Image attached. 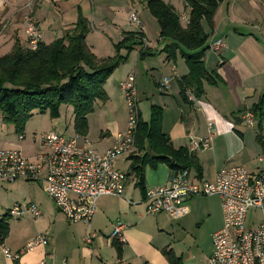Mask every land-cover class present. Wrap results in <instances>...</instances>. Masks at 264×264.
<instances>
[{
	"label": "crops",
	"instance_id": "crops-1",
	"mask_svg": "<svg viewBox=\"0 0 264 264\" xmlns=\"http://www.w3.org/2000/svg\"><path fill=\"white\" fill-rule=\"evenodd\" d=\"M162 1L172 5L178 14L187 11L185 0ZM78 9L89 21L90 31L86 43L98 58L112 56L114 52L105 55L96 53V47L90 39L101 43L95 35H91L93 33L112 45L121 41L124 32L130 31L142 32L144 45L152 50H161L167 43L159 38L158 23L148 12L143 0H0V56L12 49L15 39L27 46L24 33L26 14L35 18L41 31L40 41L49 43L73 26ZM130 12L137 14L140 25L129 21ZM202 25L208 33L202 60L208 70L217 71L221 81L215 86L204 83V94L189 105L182 100L178 86V80L187 73L184 58L177 55L175 60H171L166 53L161 52L140 60L139 47L134 48L127 60L106 80L104 88L108 100L95 102L102 132L99 140L93 143L98 152L111 146L116 134L125 129L126 120L118 122L117 118L107 120L105 117L113 111L114 99H122L119 96V83L128 73L134 74L136 88L142 83L144 75H150L154 80L158 93H152L148 88L146 92L149 93L151 105L163 109L162 130L174 148H187L188 135L198 134L196 122L199 121V115L215 124L223 123L224 118L231 115L239 122L243 112L258 102L264 87V0H223L214 13L212 29L209 30L205 22ZM216 40L223 41L224 47L213 51L210 45ZM121 52L124 54L125 51ZM164 78H168V87L163 89L160 82ZM141 92L145 93L144 90ZM63 106L60 107V115ZM139 112L141 119L148 121V118L142 117L140 109ZM71 114L73 128V112ZM43 115L49 116L48 113ZM92 115L87 116L89 129ZM22 134L21 140L17 134L9 135L1 144L16 146L24 152L23 155L32 157L39 151V146L34 147L29 142L31 132L28 124ZM201 153L195 151L193 154L202 168L201 177H204L205 165ZM119 161L127 162L129 166L128 157ZM128 166L124 171H127ZM190 169L196 174L192 167ZM170 171L163 163L155 169L147 167L145 187L168 184L171 180ZM131 178L127 176L123 197L107 195L98 198L90 224V229L97 232V236L91 244L84 241L86 225L68 222L50 198L33 200L41 216L37 219L29 215L17 218L16 224L9 221L8 236L0 243V264H39L41 260H45L46 264H60L63 259L67 264H168L162 251L172 247L167 243V232H164L157 218L162 214L150 216L145 212L143 195L135 187L134 178L130 182ZM116 221H121L125 226L120 259L109 242ZM38 233L46 235L47 245L23 252L16 261L3 254V248L19 252Z\"/></svg>",
	"mask_w": 264,
	"mask_h": 264
},
{
	"label": "built area",
	"instance_id": "built-area-1",
	"mask_svg": "<svg viewBox=\"0 0 264 264\" xmlns=\"http://www.w3.org/2000/svg\"><path fill=\"white\" fill-rule=\"evenodd\" d=\"M129 21L140 25L135 12H130ZM179 22L182 26L188 24V10L179 14ZM24 33L27 46L34 48L41 38V31L35 18L29 14L24 17ZM210 46L215 51L224 47V43L216 40ZM160 85L163 89L167 88L168 78H164ZM119 88L127 106V126L116 134L114 143L103 152H98L85 135L72 133L64 136L55 131L38 135L39 151L32 157H26L18 149L0 148V180L40 182L44 192L68 222L86 225L84 241L87 244H91L97 236V232L90 229V224L98 198L107 195L123 197L127 175L126 171L117 167L118 161L137 152L135 134L139 109L134 74L128 73L119 83ZM186 95L190 101L195 100L191 91ZM255 118L251 109L245 110L241 116L248 127L254 125ZM213 126L211 122L207 124V134L203 137L188 135L189 153L211 147L215 134ZM18 139H23L22 133ZM257 160L261 167L256 171L242 165L225 166L215 172L213 181L196 176L190 168L172 171L168 184L145 189V212L150 216L167 214L175 220L184 215L182 206L188 199L218 196L223 225L212 234L213 248L203 264H264V152ZM251 208L261 212V221L256 227L245 226L246 213ZM6 214L11 218L29 215L37 219L41 211L35 203L29 202L15 204ZM124 227L121 221L114 223L109 235L111 244L124 243ZM47 242L46 235L38 233L19 252L3 248V254L16 261L23 252L45 246ZM39 264L46 262L41 260ZM60 264H67V261L63 259Z\"/></svg>",
	"mask_w": 264,
	"mask_h": 264
},
{
	"label": "trees",
	"instance_id": "trees-1",
	"mask_svg": "<svg viewBox=\"0 0 264 264\" xmlns=\"http://www.w3.org/2000/svg\"><path fill=\"white\" fill-rule=\"evenodd\" d=\"M148 12L159 26V38L167 43L161 50H152L144 45L142 32H124L121 41L114 45L115 53L98 58L86 43L90 31L89 21L81 11L73 26L62 36L49 43L38 41L34 48L23 46L15 39L12 49L0 56V119L11 124L17 135L23 133L27 121L34 113L45 114L56 119L62 105L71 106L74 133L87 135V116L93 112L96 101L106 102L108 95L104 85L112 72L129 53L139 47L138 59L166 53L167 58H184L187 73L178 80L182 100L191 105L186 95L190 90L195 99L204 94V83L215 86L221 81L215 69L208 70L202 60L208 29H212L216 9L223 0H185L189 22L182 26L175 8L162 0H143ZM122 50L125 51L122 54ZM259 121L264 122V87L259 100L251 108ZM163 109L150 105L148 121L141 119L135 134L137 152L128 156L130 160L126 175L132 176L140 193L145 192V169H155L165 164L171 171L193 168L198 177L202 168L195 155L187 148H174L162 130ZM10 217H0V243L9 233ZM118 259L122 255V244L113 242ZM168 264H184L172 249L162 251Z\"/></svg>",
	"mask_w": 264,
	"mask_h": 264
},
{
	"label": "rangeland",
	"instance_id": "rangeland-1",
	"mask_svg": "<svg viewBox=\"0 0 264 264\" xmlns=\"http://www.w3.org/2000/svg\"><path fill=\"white\" fill-rule=\"evenodd\" d=\"M91 35H95L101 43L100 45L95 39H90L96 47V53L101 55L115 53L114 45L118 42L112 45L100 35L95 33ZM147 88L152 93H158L154 80L150 75H144L142 83L137 85V105L144 119L149 118L151 105L150 98H148L149 93L146 92ZM143 90L145 93L141 92ZM120 92L119 96L122 99L120 97L114 99L113 111L105 118L107 120L117 118L118 122L126 120V127L127 106L122 91L120 90ZM63 107L59 119H52L47 115L38 114L32 116L27 121L26 125L28 124L29 131L31 132L29 142L34 147L39 144L38 135L45 131H55L64 136H69L73 133L70 122L72 108L71 106ZM94 107L93 112L90 113L93 114L91 128L89 129L88 125L87 135L85 136L92 144L98 141L102 134L97 120L98 115H96L98 105L94 104ZM224 120L223 123L215 124L212 122L215 134L211 147L206 150H197L202 152L201 158L205 165L204 177L208 181H213L215 172L225 166L242 165L253 171L261 167L257 158L264 152V122L261 124L262 130H260L259 121L256 118L252 127H248L243 120L239 122L235 121V117L232 115L224 118ZM209 121L211 120L201 118L199 115V121L196 122V126L199 129L198 136L203 137L207 134V124ZM1 122L0 119V148L18 149L16 146L1 144V141L9 135H16L11 124ZM20 151L24 154L22 150ZM117 165L120 169L125 170L128 163L119 161ZM132 179H130V182L133 181ZM37 199L42 201L49 199L40 182L25 179L14 181L0 180V217L6 214L7 210L15 204L24 205ZM182 207L184 208L183 216L174 220L167 214H162L157 217L159 224L163 227L164 232H167L165 233L168 239L167 243H170L173 248L170 249L177 256L181 257L184 264H203L205 257L211 253L213 248L212 234L223 225L224 218L220 199L215 195L195 196L185 201ZM185 208H187V212H185ZM261 217L259 209H249L246 213L245 226L256 227L260 223ZM16 219L11 218L10 222L16 224Z\"/></svg>",
	"mask_w": 264,
	"mask_h": 264
},
{
	"label": "water",
	"instance_id": "water-1",
	"mask_svg": "<svg viewBox=\"0 0 264 264\" xmlns=\"http://www.w3.org/2000/svg\"><path fill=\"white\" fill-rule=\"evenodd\" d=\"M172 173H173V172H172V171H170V176H172Z\"/></svg>",
	"mask_w": 264,
	"mask_h": 264
}]
</instances>
